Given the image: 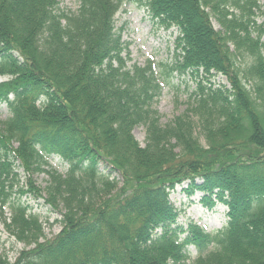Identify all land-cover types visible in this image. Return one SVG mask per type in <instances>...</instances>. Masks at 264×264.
Wrapping results in <instances>:
<instances>
[{"label":"trees","instance_id":"obj_1","mask_svg":"<svg viewBox=\"0 0 264 264\" xmlns=\"http://www.w3.org/2000/svg\"><path fill=\"white\" fill-rule=\"evenodd\" d=\"M58 1L0 0V105L10 112L0 123V218L33 246L0 264H264L257 0H75L69 13ZM122 3L174 26L172 58L158 67L164 80L194 81L184 113L165 125L150 109L155 68L128 69L121 56L114 16ZM217 74L226 83H214ZM53 157L68 165L64 174L41 169ZM38 170L49 178L44 191L32 178ZM176 188L198 193L207 211L224 206L223 226L180 221ZM22 196L58 213L56 235L44 238Z\"/></svg>","mask_w":264,"mask_h":264},{"label":"rangeland","instance_id":"obj_2","mask_svg":"<svg viewBox=\"0 0 264 264\" xmlns=\"http://www.w3.org/2000/svg\"><path fill=\"white\" fill-rule=\"evenodd\" d=\"M257 3L259 9H256L254 14V22L256 25H260L262 34L260 40L264 42V0H257ZM57 9L65 13H69L68 11H75L77 9V2L75 0H59ZM211 23L214 29L220 28L213 17H211ZM253 27H255V25ZM114 28L115 31L120 34L121 43L123 44L121 56L128 69L133 70L135 67L142 68L146 66L155 68L158 77L157 83L160 88L159 95L152 100L150 109L153 110L159 118V123L165 125L174 117L184 113L188 104V95L195 85L194 81L190 76L178 77L176 74H173L169 80H164L161 68L158 67L160 62H169L172 58L174 50L173 29L170 27H163L152 21L147 10L143 6L133 3L121 4L114 16ZM239 61L240 59H237V63ZM211 79L216 84L226 83L225 78L218 74ZM8 116L9 110L2 104L0 106V123L4 122ZM132 134L140 145H144V126H135L132 130ZM50 167L59 173H63L66 170V165L58 158L49 159V162L46 165L43 164L41 169H49ZM18 172L21 176V184L24 177L21 169H18ZM32 178L35 186L44 191V187L49 180L45 171L38 170L34 172ZM42 195L43 198L46 197L44 192H42ZM170 198L175 206L181 210L180 221H196L200 224H202V222H207L209 228L214 229V227H219L222 222L226 220L224 217V206L217 205L215 207L216 210L210 212L196 204L195 201L199 198L198 193L192 198H188L180 189L176 188L170 193ZM191 199H193L194 202H191ZM21 201L29 203L31 211L36 213L38 221L42 225L45 239H50L59 232L61 228L60 224L57 222L59 215L55 210L43 203L42 200H30L22 196ZM2 217L6 218L7 221L9 213H3ZM39 241L41 242L42 238H40ZM32 247V243L25 244L9 235L2 223V218H0L1 259L5 258L6 262H12L21 251L28 250Z\"/></svg>","mask_w":264,"mask_h":264}]
</instances>
